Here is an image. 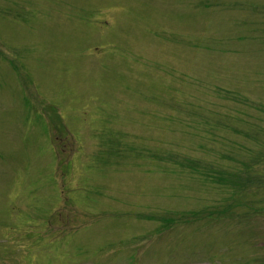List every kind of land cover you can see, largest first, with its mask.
Masks as SVG:
<instances>
[{"label":"rangeland","instance_id":"1","mask_svg":"<svg viewBox=\"0 0 264 264\" xmlns=\"http://www.w3.org/2000/svg\"><path fill=\"white\" fill-rule=\"evenodd\" d=\"M238 159L264 211V0H0V264H264L263 211L156 218Z\"/></svg>","mask_w":264,"mask_h":264}]
</instances>
